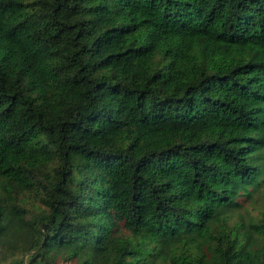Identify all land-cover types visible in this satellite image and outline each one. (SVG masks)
Listing matches in <instances>:
<instances>
[{
  "label": "trees",
  "instance_id": "1",
  "mask_svg": "<svg viewBox=\"0 0 264 264\" xmlns=\"http://www.w3.org/2000/svg\"><path fill=\"white\" fill-rule=\"evenodd\" d=\"M263 185L264 0H0V264H264Z\"/></svg>",
  "mask_w": 264,
  "mask_h": 264
},
{
  "label": "rangeland",
  "instance_id": "2",
  "mask_svg": "<svg viewBox=\"0 0 264 264\" xmlns=\"http://www.w3.org/2000/svg\"><path fill=\"white\" fill-rule=\"evenodd\" d=\"M25 200H28V207H30L31 201H33L32 197H29L28 194L24 195ZM239 213L246 220H252L253 222H260V220H264V185L260 187L254 194L251 200H246L243 203V208L239 211ZM237 213L232 217L230 223L234 222L237 218ZM11 256L7 258L6 261H9Z\"/></svg>",
  "mask_w": 264,
  "mask_h": 264
}]
</instances>
